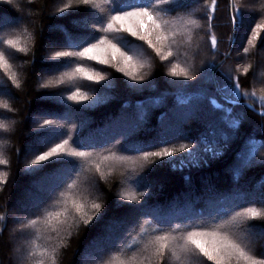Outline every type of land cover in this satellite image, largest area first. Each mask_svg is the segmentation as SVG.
I'll use <instances>...</instances> for the list:
<instances>
[{"label":"trees","instance_id":"1","mask_svg":"<svg viewBox=\"0 0 264 264\" xmlns=\"http://www.w3.org/2000/svg\"><path fill=\"white\" fill-rule=\"evenodd\" d=\"M69 2L70 0H35L32 5L29 0H12L11 4L8 0H0V15L10 18L22 15L23 24L34 37L28 53H17V58L11 61L20 87L16 88L0 71V86L6 83L14 93L13 96L0 94V100L7 101L13 108L12 112L0 109V120L10 125L7 133L0 134V154L9 161L6 165L0 164V215L7 217V228L4 229V235L0 236V264H15L18 255L16 248L23 249L30 241L40 244L41 248L56 246L57 264H77L84 244L100 231L99 228L93 229L91 225L69 228L68 225L72 224L71 215L67 224H61L56 218H52L47 223L40 220L35 226H29L28 221L36 218L31 213L35 211L37 204L31 208L17 207L28 191L37 192L33 185L51 171L50 168L41 172L30 171L39 167L32 165L31 161L50 146L36 135L43 131L39 125L45 119L56 120L57 124L65 126L55 134L56 140L68 138L66 133L70 131L72 141L85 139V147H95L101 153L97 160L100 164L99 171L95 165H85L79 169L78 176L70 173L77 183L73 192L76 198L83 199L88 204L92 201L101 203V212L106 213V222H121L115 228L116 237H123L127 229L139 224L143 233L138 234V229L134 231L132 238L127 241L129 245L142 247L151 235L157 233V221L161 219L167 223L182 222L192 209L205 208L210 188L225 194L234 188L251 193L260 191L264 185V166L247 168L239 179L235 177L238 168L236 153L246 140L257 142L259 152L256 160L264 159V147H259V142L264 141V132L259 129L264 117L244 106L254 104L259 111V97L264 96V91H261L264 89V76L258 78L264 72V30L255 28L256 24L264 23V0H217L216 18L212 21L211 29L218 40L215 52L211 49L208 24L203 19L204 9L211 4V0H186L191 7L180 15H191L203 27L194 29L191 46L174 48L176 56L174 59L170 58V61L160 60L151 48L143 45V52L139 57L143 56L148 60L142 70L145 73V81L142 83L147 87L137 88V82L129 80L115 68L91 61L87 62L89 66L105 72V81L93 83L80 80L44 87L49 80L57 79L62 71L70 70L73 66L53 58L54 51L68 50L59 47L66 43L64 30L73 35L80 34L85 30L83 22L92 20V13H98L99 9L108 4V0H95L98 7L82 5L80 11L75 8L62 14L57 11ZM17 5L22 11L17 10ZM237 9H245L244 17L241 21L237 16V23L232 24L231 15ZM250 30L260 33L254 46L247 43L246 37L250 39L252 35ZM244 47L249 48L247 54L243 53ZM44 57L48 59L45 60ZM209 60L217 62L219 67L210 74L211 80L204 81L200 77ZM175 62L185 67L191 66L196 79L179 81L169 76L168 69ZM248 65L252 67L244 74L243 67ZM228 70L240 76L242 91L256 92L255 100L248 99L244 104L234 106L217 92V82L223 79L221 73ZM107 81L112 83L109 85ZM170 81L177 82L169 83ZM74 85L86 92L90 99L84 102L67 100L70 95L68 89L74 91ZM97 96L101 97L98 102ZM212 99L222 104L223 108L217 109L211 103ZM229 107L234 109L233 116L246 112L247 118L239 126L238 136L231 141V146L222 155L214 156L213 153L219 151L224 143L221 132L230 131L227 122L222 119ZM180 110H184L183 116L179 115ZM64 115L73 116L64 120ZM209 121L215 128V136L208 126ZM181 130L188 139L176 138ZM129 134L146 151H159L161 147L179 148L183 143L194 144L197 151L194 154L178 152L175 157L166 158L175 163V168L168 163L161 166L159 158L143 161L134 153L121 151L122 146L127 143L125 137ZM202 134H206V143L201 141ZM72 141L70 146H76ZM30 147L33 149L27 154ZM205 147L211 150L204 151ZM104 149L115 151L118 156L132 158L105 161L103 155H108V151ZM182 157L186 158L181 159ZM205 160L207 165L204 164ZM197 164L200 166L197 167ZM101 172L104 173L103 176ZM141 172H146L147 178L144 182L137 183ZM123 193L146 201V207L140 211V205L135 202L121 200ZM46 198L45 194L40 200ZM250 201L251 197L236 198L230 202V207L243 211L244 207L251 206ZM60 207L62 205L50 206L47 210L58 211ZM68 207L71 208V205ZM252 223L256 225L253 250L264 251V237L257 234L258 231H264V224L260 221ZM0 228H4V221H0ZM56 229H59L58 233ZM22 230L24 235H21ZM130 255L131 252L126 251L121 258ZM109 258L105 257L106 260ZM165 264L177 262L168 260ZM183 264H201V261L196 255H191L184 258Z\"/></svg>","mask_w":264,"mask_h":264},{"label":"snow or ice","instance_id":"2","mask_svg":"<svg viewBox=\"0 0 264 264\" xmlns=\"http://www.w3.org/2000/svg\"><path fill=\"white\" fill-rule=\"evenodd\" d=\"M11 4L12 0H8ZM34 5L35 0H29ZM96 6L95 0H70L57 11L65 13L68 9H77L80 6ZM98 7V6H96ZM190 3L186 0H108L106 7L99 9V12H93V19L85 21L82 27L85 29L78 35L65 31L66 43L59 47H65L68 50H56L53 58L62 60L66 65H73L70 70L62 71L57 79L49 80L44 87L52 84L72 83L80 80H87L93 83H100L106 80L105 72L98 71L95 66H89L87 62H95L97 65H104L115 68L123 73L131 81L137 82L135 87L144 88L148 85L143 84L145 73L142 71L145 64L139 59V54L143 52V45L151 48L162 61H170L175 58V49L182 46H191L194 38V29L203 26L197 20L191 18V15L182 16V11L190 9ZM17 10L22 11L17 5ZM217 11V0H211V4L206 6L203 13V19L208 24L211 49L217 50L218 40L212 33V21L215 19ZM245 9H237L235 14L231 15L230 23H237V16L242 21ZM264 14V9H262ZM24 17L10 18L0 15V71H2L7 80H10L16 88L20 87L17 73L14 70L12 59L17 58V53L27 54L30 45L34 39L28 27L23 24ZM50 28L52 25L49 26ZM256 29L264 30V23L255 25ZM91 29V30H88ZM63 30V29H62ZM252 32L251 38H247V43L254 46V42L260 38V33L256 30ZM43 29H41V33ZM143 42V44L138 43ZM249 52L248 47L243 48V53ZM47 60V57H44ZM219 67L214 60H209L202 75L201 80H211V73ZM239 67V66H238ZM252 65L243 67L244 74H247ZM168 75L177 80H194L192 67L182 66L179 62L171 64L168 69ZM264 76V72L260 73ZM222 80L217 82V92L228 101L229 104L239 106L248 99L255 100L256 92H244L241 89L240 76L232 70L221 73ZM170 81L169 83H176ZM112 81H107L111 84ZM264 83V81H262ZM73 91L68 89L70 95L67 100L84 102L90 99L86 92H82L78 86ZM261 91H264L262 89ZM0 94L13 96L11 88L5 83L0 86ZM101 97L97 96L98 102ZM261 101V110L257 111L254 104H245L244 106L256 115L264 117V96L259 97ZM217 109L223 108V105L217 103L215 99L211 100ZM70 107V106H69ZM0 109L12 112L11 105L4 100H0ZM234 109H226V115L222 119L227 122L229 132H221V138L224 143L220 150L214 152V156L223 154V151L231 146V141L236 139L239 132V126L247 118L246 112H241L238 116H233ZM208 126L212 128V135H216L215 128L211 121ZM43 131L36 133L40 136L42 142L48 144L46 151H42L31 161L32 165H39L37 168L30 169L31 172H41L46 168L51 171L47 173L40 181L36 182L37 192L29 193V196L35 195L38 203L35 211L31 215L35 219L28 221L29 226H35L38 221L45 223L52 218H56L61 224H67L71 215L72 224L68 225L99 228L90 240H88L82 249L81 259L77 264H165L168 260H175L177 264H183L185 257L196 255L200 258L201 264H264V251L253 250V235L256 227L252 221H260L264 224V185L258 192L244 193L239 188L232 189L229 193H219L214 189H209V197L205 208L192 209L187 215V219L165 222L163 219L157 221V233L143 243L142 247L129 245L127 241L132 238V233L137 231L143 233V228L134 225L124 232L123 237L115 236V228L121 223L112 220L105 221L106 213H102L101 203L92 201L90 204L83 199L76 198L73 190L77 187L72 175H79V169L85 165H95L100 170V164L97 162L101 153L95 147H85L87 141L81 139L72 141L71 132H67L68 138L55 139V134L59 129L65 127L57 124L56 120L45 119L39 125ZM261 132H264V122L259 125ZM10 125L4 120H0V134L7 133ZM176 138L188 139L181 130ZM206 134H202L201 141L206 143ZM127 143L120 149L126 153H134L138 159L149 161L150 158H159L161 166L164 163L176 167L171 158L178 152L195 153L197 151L194 144L183 143L179 148L161 147L159 151H146L140 143L132 138L131 134L125 137ZM70 141L76 146H70ZM170 141H164L169 143ZM259 147H264V141L259 142ZM211 149L205 147L204 151ZM108 151V155H103V160L123 161L132 157L117 155L115 151ZM259 149L257 142L246 140L237 151L238 168L235 173L236 179H239L243 170L253 166H264V159L256 160ZM186 157H182L184 159ZM46 162V163H44ZM154 162V161H153ZM0 154V164H8ZM207 165V161H204ZM197 167L200 165L197 164ZM102 176L103 172L100 173ZM147 173L141 172L137 178V183L146 180ZM46 199L40 200L45 195ZM251 197V206L244 207L243 211H237L230 207V202L236 198ZM121 200L133 201L140 205V211L146 207V201L138 200L136 196L123 193ZM71 205V208L68 205ZM62 205L58 211L47 210L50 206ZM119 205V202H118ZM256 205H259L257 207ZM62 218V219H61ZM18 220V218H16ZM155 219V217H153ZM0 221H4V228H0V236L4 235V229L7 228V217L0 215ZM57 233L59 229H56ZM25 233L21 231V235ZM264 237V231L260 233ZM131 252L127 258H121L125 252ZM18 253L15 264H57V247H44L35 241H30L27 247L16 248ZM110 257L105 259V257Z\"/></svg>","mask_w":264,"mask_h":264},{"label":"rangeland","instance_id":"3","mask_svg":"<svg viewBox=\"0 0 264 264\" xmlns=\"http://www.w3.org/2000/svg\"><path fill=\"white\" fill-rule=\"evenodd\" d=\"M87 21V20H86ZM84 23V22H83ZM54 46H56L55 44H54ZM263 53H264V51H263ZM264 56V55H263ZM139 59L140 60H142L143 62H144V64H145V66L147 65V63H148V60L146 59V57H139ZM258 78H261V75H258ZM180 113L181 114H179V115H182L183 116V114H184V110H180ZM75 115V114H74ZM73 115H64L63 116V118H64V120H67V119H70V117H72ZM169 116H170V114H169ZM180 118V117H179ZM179 118H177V119H179ZM73 119V118H72ZM181 119V118H180ZM167 120L168 119H166V122H167ZM164 125V124H163ZM161 127V129H162V125L160 126ZM169 129V128H168ZM33 149V148H32ZM32 149H31V147L30 148H28V152H27V154H29L31 151H32ZM33 189H37V187H36V185H33ZM37 191V190H36ZM29 193H33V194H35L36 192H35V190L33 191V192H29L28 191V194L26 195L25 194V198H24V200L22 201V203H18V205H20V206H17V207H25V208H31V207H34L39 201H38V199H37V197L35 196V195H32V196H29ZM12 230L10 229V232H11ZM260 231H258V235L260 236Z\"/></svg>","mask_w":264,"mask_h":264}]
</instances>
